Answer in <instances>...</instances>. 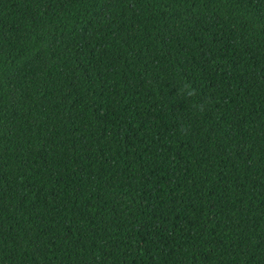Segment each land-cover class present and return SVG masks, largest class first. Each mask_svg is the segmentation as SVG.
<instances>
[{
	"label": "trees",
	"instance_id": "obj_1",
	"mask_svg": "<svg viewBox=\"0 0 264 264\" xmlns=\"http://www.w3.org/2000/svg\"><path fill=\"white\" fill-rule=\"evenodd\" d=\"M0 264H264V0H0Z\"/></svg>",
	"mask_w": 264,
	"mask_h": 264
}]
</instances>
